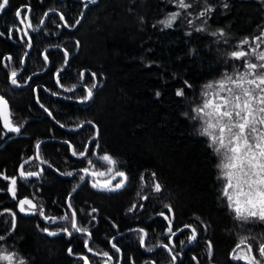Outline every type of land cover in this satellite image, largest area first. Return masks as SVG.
Instances as JSON below:
<instances>
[{
    "label": "trees",
    "instance_id": "16d2710c",
    "mask_svg": "<svg viewBox=\"0 0 264 264\" xmlns=\"http://www.w3.org/2000/svg\"><path fill=\"white\" fill-rule=\"evenodd\" d=\"M188 2L192 7L170 28L160 21L181 11L175 0H9L0 11V96L20 129L10 132L0 118V252L26 264H84L85 256L90 264H241L232 258L239 239L254 237V250L264 239V221L239 220L228 207L219 157L192 118L204 85L242 63L228 54L264 34V0ZM220 30L223 37L213 35ZM93 84L91 99L81 103ZM105 153L127 177L120 190L94 188L99 179L81 171L106 170L98 160ZM25 160L24 171L39 175L20 176ZM3 176L17 177L15 199ZM25 197L37 207L20 212L17 201ZM41 209L57 218L75 210L90 237L69 221L46 222ZM185 225L197 230L195 241ZM139 229L147 233L143 247Z\"/></svg>",
    "mask_w": 264,
    "mask_h": 264
},
{
    "label": "snow or ice",
    "instance_id": "6c2138e0",
    "mask_svg": "<svg viewBox=\"0 0 264 264\" xmlns=\"http://www.w3.org/2000/svg\"><path fill=\"white\" fill-rule=\"evenodd\" d=\"M95 2V0H93ZM9 0H0V11H3L8 5ZM175 7L181 11H175L160 23L166 27H172L173 23L181 17L182 13L187 12L192 7V4L188 0H175ZM24 9H19L15 15L21 18V13ZM212 8L206 7L200 16H206ZM24 19L21 18V23H24ZM63 19V17H61ZM191 23V21H188ZM78 23V21H77ZM31 27V24H29ZM196 31H203V29L197 28ZM28 33L25 32V36ZM213 35L224 36L222 30L219 33H213ZM259 41L260 43H257ZM250 41L245 39L241 41V45L238 50H234L229 53V58L234 61H242L240 65H234L232 73L225 72L219 80L209 82L204 85V90L201 93L202 102L193 109L195 116L192 117L200 122V135L206 137L209 142V147L213 149V152L219 157V163L217 168L219 169L218 179L224 181L222 194L228 201V207L234 212L235 216L239 220L248 221L251 219H258L264 221V51H258L261 44H264V34L253 38L251 41V47L244 48V45H249ZM29 47H31V40L28 41ZM68 53L65 52V58ZM250 57L254 58L250 59ZM7 59L11 60V57ZM47 60V56H45ZM12 83L16 84L15 77L17 73L12 72ZM83 78L84 73H80ZM95 78V73L92 74ZM59 83V80H57ZM62 86V85H61ZM96 87L95 84L91 88L87 89L86 95L81 100V103L91 99L93 95L92 88ZM73 88L67 89V91H73ZM178 96H182L183 90H179L176 93ZM159 95V93H157ZM11 113L7 110V101L4 97L0 96V118L4 120V126L9 131L19 132V127H13L10 122ZM90 123V122H89ZM37 155L35 159H39L40 143L36 144ZM97 147H99L97 145ZM73 155H77L76 151H73ZM88 154V150L80 152V157H85ZM95 155V153H93ZM98 160L107 165L106 171H90V168H84L81 171L85 175L91 176H105L109 173H114L111 180L100 182L97 180L93 183V187H99L106 190H117L124 186V182L127 177L124 172L116 170L115 166L118 163L114 157L105 153L98 156ZM29 161L25 160L20 165V176L27 178L37 176L39 173L35 171H24L25 165ZM88 164L91 167H95L92 160H88ZM2 175V174H0ZM66 175H73L71 172ZM85 175L80 177L84 180ZM155 177V173L152 174ZM116 177L122 179L114 186L112 180ZM4 180H10L8 186V192H10L13 198H16V183L17 177H2ZM144 179L143 177L141 178ZM154 191L160 192L161 185L159 183L154 184ZM139 195V193H138ZM145 199L147 197H144ZM19 211H25V205L29 208L35 209L37 206L32 199L27 197L19 199L17 201ZM68 207L72 205L69 202ZM135 205L132 206L129 211L135 209ZM171 212V207L165 205ZM8 211V210H5ZM93 212L96 209L92 210ZM39 214L44 216V212L41 209ZM12 216V227L15 228V213H10ZM161 215H164L161 213ZM45 219L55 223L57 219H63L69 221L70 228L76 233L86 234L90 237V233L86 228L78 226L77 213L75 210L70 214H65L63 217H45ZM167 219V217H165ZM185 228L191 229V235L188 237V241H195L197 238V230L191 225H185ZM43 231L48 232L45 228ZM62 231L69 237H72L73 231H70L68 227L62 229ZM142 233L140 235V244L143 247L145 244V237L147 233L143 229L137 230ZM172 232L171 226L168 229ZM49 235H57L56 232H48ZM172 235H175L172 232ZM4 237L0 236V240ZM254 237H244L239 239V242L233 249L232 258L241 264H264V239L258 242L256 249H253L252 241ZM183 243V242H182ZM85 247L89 252L92 251L88 247V241H85ZM112 247L119 252V248L113 243ZM168 248V245H163ZM211 243H209V255H211ZM237 249H240L245 254L240 255L237 253ZM151 251V249H148ZM169 253L172 252L171 248H168ZM69 254H72V249H68ZM102 255L107 257L108 260L112 259V256L108 252H103ZM15 253H7L6 251L0 252V261H7L8 264H26L23 259L16 261ZM259 257V258H258ZM84 264H90L88 257H81ZM177 257L172 256L173 262ZM107 264V261H105Z\"/></svg>",
    "mask_w": 264,
    "mask_h": 264
},
{
    "label": "flooded vegetation",
    "instance_id": "af4514ba",
    "mask_svg": "<svg viewBox=\"0 0 264 264\" xmlns=\"http://www.w3.org/2000/svg\"><path fill=\"white\" fill-rule=\"evenodd\" d=\"M102 171H106V170H102ZM109 174H107L105 176H95V177L98 178L99 181L102 183V182H104L106 180H111L112 179V175L108 176ZM119 179L121 180L122 178L116 177V179L112 180V185L114 186L117 182H119L120 181ZM124 184H125V182H124Z\"/></svg>",
    "mask_w": 264,
    "mask_h": 264
},
{
    "label": "water",
    "instance_id": "95a60500",
    "mask_svg": "<svg viewBox=\"0 0 264 264\" xmlns=\"http://www.w3.org/2000/svg\"><path fill=\"white\" fill-rule=\"evenodd\" d=\"M89 1H93V0H87V2H89ZM69 61H70V59H69ZM69 61H68V63H69ZM11 80H12V78H11ZM7 110H8V106H7ZM9 111V110H8ZM10 119V122H11V117L9 118ZM12 125V124H11ZM6 129H8V128H6ZM9 130V129H8ZM11 132V131H10ZM113 173H110L108 176H110V175H112ZM32 177H35V176H32ZM32 177H27V178H32ZM121 188H119V189H117V190H120ZM102 190V189H101ZM114 191V190H113ZM44 217H46V216H44ZM45 221L46 222H48L49 220H47V219H45ZM60 221V219L58 220H56V222H59Z\"/></svg>",
    "mask_w": 264,
    "mask_h": 264
},
{
    "label": "rangeland",
    "instance_id": "374dc122",
    "mask_svg": "<svg viewBox=\"0 0 264 264\" xmlns=\"http://www.w3.org/2000/svg\"><path fill=\"white\" fill-rule=\"evenodd\" d=\"M113 175V174H112ZM121 178V177H120ZM120 180V179H119Z\"/></svg>",
    "mask_w": 264,
    "mask_h": 264
}]
</instances>
